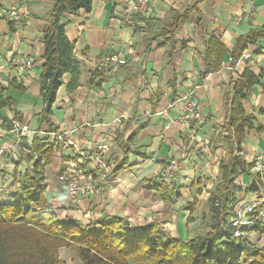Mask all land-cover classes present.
Here are the masks:
<instances>
[{"label":"crops","instance_id":"1","mask_svg":"<svg viewBox=\"0 0 264 264\" xmlns=\"http://www.w3.org/2000/svg\"><path fill=\"white\" fill-rule=\"evenodd\" d=\"M133 1L92 0L89 13L81 12L64 20L65 35L74 46L73 57L80 70L76 90L67 91L70 76H65L51 108L49 122L58 129L54 134L67 138L63 144L41 122L42 34L51 1L29 0L31 17L14 24L6 21L3 14L11 6H18L20 0H0V91L14 102L13 107L0 112V202L11 201L13 177L32 167L34 161L20 159V155L24 157L23 151L29 152L33 138L60 144V151L45 172L50 166L61 172L69 164H82L92 179V171L101 167L94 160H84L81 154L92 157L98 146L105 145L108 151L104 165L113 168L125 160L118 181L110 187L101 178L94 179L99 193L82 194L73 204L47 184L45 197L52 209H58L57 216L81 224L106 217L124 218L137 227L156 223L174 238L192 239L201 233L199 229L196 235L194 229L192 237H186L185 229L183 237L176 225L174 233L165 228L169 226L166 223H173L172 218L183 213L187 218L186 208L193 200L197 202L193 218L202 204H208L219 182V163L228 157L225 96L245 70L260 78L242 106L251 124L263 131L245 133L240 156L248 165L258 157L264 166V40L247 45L241 55L251 57L241 61L237 71L230 70L229 61L238 39L264 28V0H152L144 18L130 15ZM126 18L130 24L124 22ZM212 36L226 50L216 72L211 62L204 61ZM110 54L125 59L115 72L100 67L101 59ZM22 57L32 59L31 70L21 71L15 65ZM189 91H193L204 119L190 133L177 121L182 114L177 107L162 116H144L164 111L174 99ZM121 116L125 119L119 120ZM13 122L26 126L28 133L19 138ZM133 134L134 141L124 156L121 145ZM172 162L177 165L172 181L159 180V172ZM240 177L251 183L256 176L250 170V176ZM148 182L169 184L173 195L181 197L180 203L159 201L153 191L146 189ZM250 195L255 200L262 191ZM158 218L159 223L155 222Z\"/></svg>","mask_w":264,"mask_h":264},{"label":"trees","instance_id":"2","mask_svg":"<svg viewBox=\"0 0 264 264\" xmlns=\"http://www.w3.org/2000/svg\"><path fill=\"white\" fill-rule=\"evenodd\" d=\"M50 1L51 9L45 17L47 25L42 34L44 62L39 77V93L44 105L41 122L48 126L49 133H55L58 129L50 124L49 118L57 92L67 75L70 76L67 91L74 92L78 87L80 70V64L73 57L74 46L65 35L64 20L81 12L89 13L92 0ZM180 19L181 16L175 19L173 29ZM258 40H264V28L238 39L229 55L230 65H235L247 45L256 44ZM225 55L226 50L218 39L210 37L204 54L205 63L211 62L216 72ZM259 78L260 75L243 71L238 80L232 82L230 94L225 96L228 157L219 163V182L207 204L204 234L192 239H177L156 223L137 227L120 217H106L87 224L67 219L60 221L45 197V167L53 162L55 154L60 151V144L56 140L41 141L35 137L26 156L34 161L32 167L13 177L11 201L0 202V264H61L59 251L62 248L74 249L82 264H129L130 260L141 264H264V248H255L246 237H235L236 229L232 225L235 207L241 202L239 194L248 195L261 190L260 177H255L247 189L236 183L238 177L250 176L252 168V164L248 165L240 156L245 133L263 131L251 124L242 106ZM16 89L23 91L21 87ZM13 106V100L0 91V112ZM134 138L133 134L121 145L124 156ZM125 165L124 160L111 168L109 180L115 181ZM82 168L87 174L85 167ZM146 189L153 191L164 204L174 205L181 198L173 195L165 182H148ZM196 205V200L187 205L188 222ZM244 232L264 235V226L257 224Z\"/></svg>","mask_w":264,"mask_h":264},{"label":"built area","instance_id":"3","mask_svg":"<svg viewBox=\"0 0 264 264\" xmlns=\"http://www.w3.org/2000/svg\"><path fill=\"white\" fill-rule=\"evenodd\" d=\"M29 0H20V4L17 6H11L5 13L3 14V18L9 23H22L28 20L31 17V11L28 7ZM152 0H134L132 2V7L130 10L131 16H136L140 18H144L148 15L150 11V5ZM125 23L130 24L131 20L126 18L124 20ZM251 57V54H243L239 58V60L235 63L234 66L230 68V70L237 71L239 68V64L243 60H247ZM125 64V59L117 54H110L104 56L100 61V67L109 72H115L119 70ZM15 65L21 71H28L33 68V61L30 58H18L15 61ZM179 108L182 112L181 116L177 119V121L182 122L189 133L196 128L195 125L202 123L203 115L198 107L194 97L193 91H189L174 99L164 111L159 113L151 114L144 113L146 117H155L158 115H164L168 109ZM125 119L124 116H121L119 120ZM13 129L16 131L17 135L23 137L28 133V128L26 126H22L18 123H12ZM168 126L165 127L167 129ZM54 138L58 141L63 142V144L67 143V138L63 134H52ZM190 137V136H189ZM69 144V143H68ZM67 144V145H68ZM108 151L105 145H100L96 148L95 155L92 157H88L84 154H81V157L84 160H94L98 167L105 168L104 160L105 154ZM2 153V151L0 152ZM82 164L68 166V169L64 175L66 182V197L69 201H74L82 194L96 193L98 194L100 188L96 185L90 175H86L85 171L82 168ZM177 168L176 164H171L164 168L163 176L171 181L175 174V169ZM251 172L256 176L260 177L261 180V191L262 196L255 199L252 203H239L235 207V218L232 221L233 227L235 230V237H245L248 233L244 231L247 229H251L255 227L257 224L264 226V166L262 165L260 159L256 157L252 162ZM111 174H108V176ZM108 176L102 181V183L106 186H110L111 184L118 181L116 178L115 181L109 180ZM94 180V179H93Z\"/></svg>","mask_w":264,"mask_h":264},{"label":"rangeland","instance_id":"4","mask_svg":"<svg viewBox=\"0 0 264 264\" xmlns=\"http://www.w3.org/2000/svg\"><path fill=\"white\" fill-rule=\"evenodd\" d=\"M23 153H24L25 156L23 157V154L20 155V159L21 158H25L29 162V160L26 157L28 152L23 151ZM106 160H107V158H105L104 163L106 162ZM171 164H173V162ZM105 165L106 166H105L104 169L103 168H101V169L98 168V170H96V171H99L98 174H97L96 171H92L93 173L97 174V176H95V174L91 173L93 175L94 179L101 178V182H102L108 176V174L111 171V166L108 165V164H105ZM170 165H165V166H170ZM16 166H18V164H16ZM165 166L162 168L161 172H159V174H158L157 178L159 180H161V179L163 180L165 178L163 176V171H164ZM55 168L56 167H54V166H50V168H48V170L46 171L47 184L49 185L50 188H53L54 190L58 189V192L60 194H65V198L67 199L66 193H65V190H66L67 186H66L65 177H64L67 169L64 168L61 172L60 171L58 172V170L55 171ZM92 181H94V180L92 179ZM249 181L250 180L248 179V182H246L245 179H243L241 177H238L237 180H236V183H237V185H240L243 189H247L249 184H250ZM111 186H113V184H111L110 187ZM212 190H213V188L209 189V191H212ZM67 201H68V199H67ZM239 201L244 202V203H252L254 201V198L250 194L244 195V194L241 193V194H239ZM73 202L69 201L70 204H73ZM178 203H180V202H178ZM76 206L77 205H75V207ZM184 207H185V205L180 208L181 212L184 211L183 210ZM53 211L54 212L58 211V209L57 208H55V209L53 208ZM206 212H207V203L202 204L198 208L197 213L194 214L195 216H194V218L192 217L190 222L187 221L186 214L183 213L182 216L179 215V217L175 216L174 218H172V222L173 223H171V222L166 223V224H169V226H166L165 228H167V229H169V231H173L175 233V225H176V227H178V233H179V230H180L179 235L183 236V237L185 236V232H184L185 229L187 231L186 237H192L193 236L192 232L194 231V229H195V233H194L195 235L197 234L196 233L197 229H199V231H201L200 234H204L205 233V229H204L205 228V222L207 221ZM58 218H59L60 221H63L62 216H59ZM160 221L161 220L159 218L155 220V222H158V223ZM163 225H164V223H163ZM245 237H246L247 241L249 243H251L255 248H257V249L264 248V235H258L257 233L249 232ZM59 259H60V263L61 264H82V262L80 261V259L76 255V252L72 248H62L59 251ZM129 264H141V263H136L135 261L130 260Z\"/></svg>","mask_w":264,"mask_h":264}]
</instances>
